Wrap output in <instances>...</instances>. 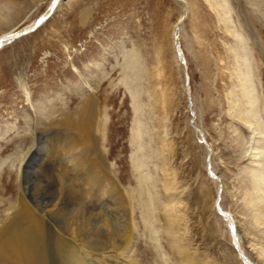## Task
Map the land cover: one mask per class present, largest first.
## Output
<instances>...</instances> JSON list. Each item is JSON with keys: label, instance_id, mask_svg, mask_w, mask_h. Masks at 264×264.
I'll use <instances>...</instances> for the list:
<instances>
[{"label": "rangeland", "instance_id": "rangeland-1", "mask_svg": "<svg viewBox=\"0 0 264 264\" xmlns=\"http://www.w3.org/2000/svg\"><path fill=\"white\" fill-rule=\"evenodd\" d=\"M52 1L13 0L10 10L0 16V32L15 29L12 36L16 35L7 41L6 37L2 38L5 45L0 47V212L5 204L4 199L13 196L5 192L4 184L12 181L15 190L18 187L21 145L30 135L23 115L31 110L23 100L19 78L32 91L34 103L46 98L49 105L58 110L68 101L69 108L75 109L79 103L76 83L82 82V74L75 71V65L91 84L92 89L89 85L86 88L95 92L98 106L103 112L105 127L102 150L111 171L123 188L132 190L133 196L144 197V201L147 195L138 191L139 177L143 173L137 171L134 165L136 156L142 155V152L131 137L137 123L146 130L143 144L152 153L148 159L152 179L149 187L155 200L154 217L158 233L157 241L150 240L148 231L146 233L144 229L140 207H137L133 214L137 229L134 231L131 255L141 264H184L186 255L195 258L194 264H227L220 250L221 244L212 231L214 220L208 219V214L203 215L202 209L207 200H203L201 194L211 188L215 198L220 199L222 209L234 215L226 207V203L231 207L233 199L228 197L226 201L224 190L222 193L220 188L219 193L217 186L210 185L204 179L206 175L211 181L218 182L217 176L213 178L214 173L208 167L211 161L213 171L216 169L214 149L212 147L211 150L212 142L207 134L213 136L219 152V159L215 161L217 168L229 177V181L234 180L238 170L243 176L247 165L252 163L245 152V138H249L247 127L227 110V94L235 76L231 74L232 58L228 52L234 39L224 30L223 22L218 21L207 0H188V16L184 14L186 19L181 29L180 26L174 28L182 12H185V4L180 0H63L55 17L34 33L54 13L55 9L49 10ZM228 2L230 22L246 38L253 36L262 52L252 47L257 58L255 79L258 81L255 84L263 102L264 0ZM83 13H87L84 22L81 20ZM253 15L259 18L248 24L246 18L255 17ZM39 17L45 20L36 24ZM184 46L189 48V53ZM177 47L183 54V61ZM130 54L136 56L137 61L142 60L138 68L140 75L137 72L133 84L125 73ZM186 73H189V79ZM131 88H140L142 92L137 112ZM196 97L203 108L201 120L195 108ZM262 114L264 116V110ZM57 115L55 113L53 116ZM29 116L32 117L31 114ZM232 125L237 128L236 131H233ZM218 131L222 133L221 138ZM163 138L169 144V150ZM61 163L62 160L49 163L45 172L31 174L29 180L32 182L30 194L40 203L44 201L42 205L58 201V208L55 209L57 215L54 213L55 216L47 217L45 222L55 235L64 237L66 235L61 227L65 225L72 199L64 192L65 189L60 190L62 185L57 169ZM166 181L171 183L172 189L165 188ZM85 200L84 207L88 211L95 209V215L89 216L95 226L102 203L94 199ZM168 203L177 205L174 213L180 226L176 236L167 233L168 212L165 207ZM241 207L235 206L244 215ZM204 209L208 211V204ZM214 210L223 219L215 202ZM101 211L110 213L105 207ZM249 216L246 212L241 217L249 221ZM96 231L102 234L101 230ZM225 231L226 236L227 231L230 234L232 244L223 234L219 235L223 246H232L238 255V250H243L252 261L258 263L248 245L237 235L234 237L228 223ZM177 236L184 246L179 253L173 247ZM154 243H157V248ZM51 255L55 260L56 255ZM56 261H61L60 256ZM107 261L113 262L111 259Z\"/></svg>", "mask_w": 264, "mask_h": 264}, {"label": "bare ground", "instance_id": "bare-ground-1", "mask_svg": "<svg viewBox=\"0 0 264 264\" xmlns=\"http://www.w3.org/2000/svg\"><path fill=\"white\" fill-rule=\"evenodd\" d=\"M12 1H0V16H3L5 12L10 10L9 6H12L14 3ZM180 1L185 4V12H182L174 28L180 26L179 28L181 29V25L185 21V15L186 17L188 16L189 1ZM207 1L214 10L218 21L223 22V28L226 33H229L234 39L233 45L229 48L230 52H228L232 58L230 63L231 74H235V76L232 79L233 81H230L232 84L227 94V110L230 115L237 118L247 127L249 138H245L247 139L245 152L248 153L246 155L250 157L252 165H247L243 176L241 175L242 172H239L240 170L236 171L234 180L229 181V177L217 168L215 161L217 162V159H219V152L213 136L209 133L207 134L212 142L211 150L212 147L214 149L213 161L216 169L213 171L211 161L208 163V167L210 166V172L214 173L212 177L217 176L218 182L211 181L206 175L204 179L210 185L217 186V191L221 188L223 193L224 190V199L226 201L228 197L233 199L231 207L227 205L228 203H226V207L234 215L222 209L225 214L222 219L215 213L214 202L217 208L218 205L221 207V204L220 199L217 200L215 198L214 191L211 188H208L201 194V198L207 200L206 205L208 204V211L204 209L206 205H202L203 215L208 214V219L213 218L215 221H213L212 228L214 230L212 229V231L221 244L220 250L224 253L227 264H264V116L262 114L264 101L262 102V98L256 89L255 81H258L255 79L257 75V58L255 59L252 50V47L259 49V46L253 36L250 38L247 36L246 38L230 22L228 0ZM62 2L63 0L52 1L49 10L55 9L54 13L34 33L47 25V22L55 17L62 6ZM86 14H82V22L86 20ZM253 16L255 17L248 16L245 21L248 24L254 23L255 18L258 19L259 17ZM42 20L45 19L42 18L38 23H41ZM38 23L36 22V24ZM14 30L0 32V47L5 45V42H2V40L6 39L7 41L9 38H15L16 35L12 36ZM175 30L173 35L176 37L177 32ZM194 34L196 35L195 41H197L196 32ZM4 37L6 38L2 39ZM249 39H251L250 43ZM185 48L189 53V48L187 46ZM177 50L180 55L181 52L178 47ZM259 51L261 52L260 49ZM181 55L183 54L181 53ZM141 65V59L137 61L136 56L133 54L128 56L126 61L127 71H124L131 79L132 84L136 73L138 72V75H140L138 68ZM73 66L75 71L82 74V82L76 83L79 103L75 109L69 108L68 101L65 102L64 107L58 110L50 106L46 98H40L39 101L34 103L32 91L19 78L21 88L23 89L22 93L24 94L23 100L26 102L25 105L27 104V107L31 110H29V113L26 111L27 115H23V119L30 129V135L27 139H24L21 145V153L19 152L21 155L20 177L17 189L15 190L12 181H7L4 184L5 192L7 194L11 193L13 196L4 199L5 204L1 207L0 212V264H141L136 257L131 255V251H133L134 231L137 229V225L133 221V214L137 207H140L144 229L146 233L148 231L150 240L157 241L156 235L158 231L155 226L154 217V211L156 210V207H154L155 200L153 193H150L153 191L149 187V181L152 179L148 159L152 156V153L143 144V138L146 134L145 127L137 123L132 129L131 139L142 152V155L136 156L134 165L137 171H141L144 174L141 173L142 175L139 177L138 191L145 194V196L147 195L146 201H144V197L140 199L138 196H133V193L131 194L132 190L123 188L117 176L111 171L107 157L102 150L105 127V120H102L103 112L98 106L95 92L86 88L89 85L92 89L91 84L85 78L86 76L78 70L77 66ZM188 74L186 73V76L189 79ZM131 89H134V91ZM131 89L132 99L134 105L137 106V112L142 92L140 88ZM188 90H190V86H188ZM195 104L196 111L201 120L203 108L199 105L197 97ZM55 113L58 115L53 116ZM28 114H31L32 117ZM197 125L199 127L198 123ZM204 130L206 129L204 128ZM236 130L237 128L233 126V131ZM206 132H209V130ZM217 134L221 138L222 133L218 131ZM237 139H239V135ZM162 141L165 146L168 145L166 148L169 150V144L166 142V139L163 138ZM58 160H62L59 169H57V176L62 185L60 190L64 191L65 189L64 192H67L72 199L71 208L64 220L65 225L61 227V230H64L63 233L66 235L64 237H59L58 234L55 235L53 229L46 226L45 222L47 217L51 218L54 213L56 214L57 211L55 212V209L58 208V201L54 200L56 203L51 205H48V203L47 205H42L44 201L40 203L35 196L30 194L32 182L29 180V177L31 174L45 172L46 165L48 167L49 163H54V161ZM216 170L219 171L220 175L217 174ZM152 184L151 181V187L153 188L154 185ZM165 188L168 190L172 189L171 183L166 181ZM60 190L58 189V191ZM85 198L101 202L102 204L98 205L100 210H104L105 207L110 211L109 213L100 212L99 210L97 214L100 217L95 221V226H93L89 218L95 212V209L88 211L84 207ZM176 203H168L165 207L166 212H168L167 233H170L172 236H176L177 231H179L178 216L174 213L177 206ZM234 205H242L241 208L244 209L242 214L246 215V212H248L250 215L249 221L241 217L244 215H241ZM111 211H113L112 214ZM243 219L244 221H242ZM225 223L226 225L227 223L230 225L234 237L237 235L238 238L244 241L245 245H248L251 250L250 252L254 253L258 263L252 261L243 250L239 249L238 255L237 253L235 254L232 246L228 248L222 245L219 235L224 234L225 238L230 243L232 242L228 231L226 236ZM96 230H101L102 234L99 235ZM154 244L155 248H157V243ZM173 247L177 253L184 247L178 236L175 239ZM51 253L56 255L54 257L55 260L60 256L61 261H56L55 263ZM108 259L113 260V262L107 261ZM194 259L192 255H186L184 256V260H186L184 264H194Z\"/></svg>", "mask_w": 264, "mask_h": 264}, {"label": "water", "instance_id": "water-1", "mask_svg": "<svg viewBox=\"0 0 264 264\" xmlns=\"http://www.w3.org/2000/svg\"><path fill=\"white\" fill-rule=\"evenodd\" d=\"M40 21H41V19L37 20L36 22L38 23V22H40ZM180 56H181V59L184 58L183 55H181V53H180ZM135 76H137V73H136ZM131 90L134 91V89H131ZM219 201H220V200H219ZM218 209H219L220 213L224 216L225 214H224L223 211L221 210V207H220V206H218ZM234 230H235V229H234Z\"/></svg>", "mask_w": 264, "mask_h": 264}]
</instances>
